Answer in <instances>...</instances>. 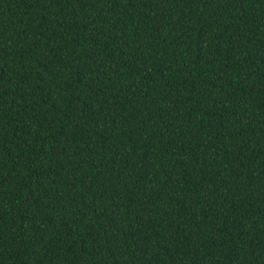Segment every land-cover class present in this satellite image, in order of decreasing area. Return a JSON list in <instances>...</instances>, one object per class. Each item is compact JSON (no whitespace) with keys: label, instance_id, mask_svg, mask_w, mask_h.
I'll list each match as a JSON object with an SVG mask.
<instances>
[{"label":"trees","instance_id":"trees-1","mask_svg":"<svg viewBox=\"0 0 264 264\" xmlns=\"http://www.w3.org/2000/svg\"><path fill=\"white\" fill-rule=\"evenodd\" d=\"M0 264H264V0H0Z\"/></svg>","mask_w":264,"mask_h":264}]
</instances>
